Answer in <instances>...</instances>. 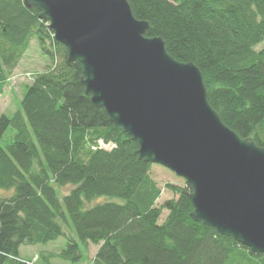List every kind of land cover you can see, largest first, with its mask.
Returning <instances> with one entry per match:
<instances>
[{
    "label": "trees",
    "instance_id": "trees-1",
    "mask_svg": "<svg viewBox=\"0 0 264 264\" xmlns=\"http://www.w3.org/2000/svg\"><path fill=\"white\" fill-rule=\"evenodd\" d=\"M23 1L0 0V95L32 40L49 64L26 86L20 109L11 118L0 114V139L14 132L0 145V189L13 191L0 199V264H78L87 244L98 247L91 264H264V255L194 222L177 187L167 184L178 197L157 206L152 164L93 105L67 49ZM127 1L134 18L148 23L146 37L161 38L173 59L200 70L222 122L264 148V47L255 49L264 43V1ZM98 140L114 147L93 150ZM60 237L66 246L58 254L20 257L21 246Z\"/></svg>",
    "mask_w": 264,
    "mask_h": 264
},
{
    "label": "water",
    "instance_id": "water-1",
    "mask_svg": "<svg viewBox=\"0 0 264 264\" xmlns=\"http://www.w3.org/2000/svg\"><path fill=\"white\" fill-rule=\"evenodd\" d=\"M264 1V0H261ZM48 23L84 92L144 163L184 179L190 218L264 255V148L228 128L200 70L178 62L127 0H24Z\"/></svg>",
    "mask_w": 264,
    "mask_h": 264
},
{
    "label": "rangeland",
    "instance_id": "rangeland-1",
    "mask_svg": "<svg viewBox=\"0 0 264 264\" xmlns=\"http://www.w3.org/2000/svg\"><path fill=\"white\" fill-rule=\"evenodd\" d=\"M264 47V43L257 46L255 49L258 51ZM59 59L56 58V61ZM49 64V61L40 52L35 40L30 42V47L19 61L17 67L7 74V81L0 95V114L11 118L18 109H20V101L25 92L26 86L31 83V80L27 78V75L33 77L36 73L42 72L45 66ZM13 130L8 128L4 136L0 139V145L2 147L10 144L13 138ZM150 177L161 189V196L157 201V206H160L166 200L177 199V195L166 188L167 184L173 185L180 190H185L186 182L184 179L175 176L172 172L165 169L162 166L153 164L151 166ZM70 187L58 189L59 196H63L68 193ZM13 193L12 190L5 191L0 189V199L7 198ZM109 201L108 198H100L96 202ZM113 201L121 203L120 199H113ZM167 211L163 210L160 217V223L164 221L167 216ZM67 236H72L71 230L65 226L64 228ZM66 246V237H60L55 241L49 242L44 245L33 246H21L20 257L24 260L34 261L36 256H40V253L46 254H58ZM98 247L92 244H87L82 248L84 259L78 264H91ZM51 264H72L70 262L60 260L57 258L50 259Z\"/></svg>",
    "mask_w": 264,
    "mask_h": 264
},
{
    "label": "built area",
    "instance_id": "built-area-1",
    "mask_svg": "<svg viewBox=\"0 0 264 264\" xmlns=\"http://www.w3.org/2000/svg\"><path fill=\"white\" fill-rule=\"evenodd\" d=\"M114 147V145L112 144H104L101 140H99L97 142V146L96 147H93V149H96V148H103V149H106V150H110Z\"/></svg>",
    "mask_w": 264,
    "mask_h": 264
}]
</instances>
